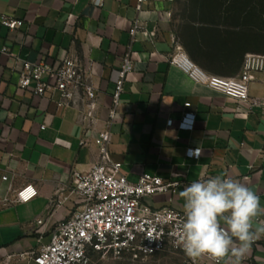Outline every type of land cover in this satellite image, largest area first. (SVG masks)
Wrapping results in <instances>:
<instances>
[{"label": "crops", "instance_id": "0c3cea01", "mask_svg": "<svg viewBox=\"0 0 264 264\" xmlns=\"http://www.w3.org/2000/svg\"><path fill=\"white\" fill-rule=\"evenodd\" d=\"M187 9L195 14L180 20L177 1L0 0V15L23 21L15 30L0 22V50L8 47L14 54L0 51V196H8L10 186L38 189L28 202L0 204V264H35L31 253L48 244L54 229L80 206L69 187L72 171L89 169L99 157L97 132L86 135L89 145L81 144L79 112L58 107V91L41 96L18 85L22 61L58 65L77 56L99 92L96 130H101L109 119L120 64L131 52L134 69L111 125V155L130 181L147 172L179 182L145 202L153 209L183 212L179 193L197 179L220 175L245 183L264 206L262 108L196 83L169 62L181 48L209 74L238 76L248 54L264 55L257 19L243 17L246 8L239 1L187 2ZM136 20L142 27L133 39ZM250 93L264 96V72L250 84ZM187 111L196 113L194 127L180 129ZM189 148H201L200 155L188 156ZM40 217L43 224L35 226ZM241 264H264V237Z\"/></svg>", "mask_w": 264, "mask_h": 264}, {"label": "built area", "instance_id": "2783aa9c", "mask_svg": "<svg viewBox=\"0 0 264 264\" xmlns=\"http://www.w3.org/2000/svg\"><path fill=\"white\" fill-rule=\"evenodd\" d=\"M143 1L138 0L139 4ZM94 2L101 4L103 0ZM72 18L71 15L70 20ZM0 22L11 30L23 24L22 20L6 14L0 15ZM141 27L140 21L136 20L130 29L133 39ZM0 51L14 56L8 47H2ZM169 62L178 66L196 83L207 85L250 108L261 107L264 115V103L250 93V84L257 79L258 74L264 72V55L248 54L242 72L232 77L205 72L181 48L169 57ZM133 69L131 52H127L115 81L109 119L103 129L96 130L100 121L99 92L90 80L88 69L77 56L70 55L58 65L45 61L21 62L18 85L23 89L30 88L41 96L48 91H58V107H75L79 112L78 122L85 134L81 144L89 145L86 135L96 131L94 143L99 149L98 160L89 169L72 171L69 187L80 198V206L67 221L54 229L48 244L41 245L31 253L35 264H91L97 255L128 254L139 259L167 251L180 253L184 258L183 264H193L182 247L176 244V238L170 235L184 219V212L167 207L153 209L145 202L147 197L171 191L179 186V182L167 181L147 172L141 173L136 181H130L122 172V163L113 159L109 149L111 125L121 107V95ZM190 106V103L185 104L187 108ZM195 120L196 113L187 111L178 127L192 129ZM168 125H174V121L170 119ZM190 149L192 155L189 154ZM196 149H199V153H195ZM200 153L201 148L187 150L190 157H198ZM8 179V175L2 176L3 181ZM7 192L8 196H0V204L5 206L28 202L38 195V189L32 184L18 189L10 186ZM43 222L44 217L37 218L35 226ZM35 231L40 232L38 228ZM208 262L211 261L202 258L196 264Z\"/></svg>", "mask_w": 264, "mask_h": 264}, {"label": "clouds", "instance_id": "9594fccd", "mask_svg": "<svg viewBox=\"0 0 264 264\" xmlns=\"http://www.w3.org/2000/svg\"><path fill=\"white\" fill-rule=\"evenodd\" d=\"M179 196L185 201L184 219L170 235L193 264L202 258L212 264H241L253 243L264 237V219L258 220L264 217V206L258 194L238 179L220 175L197 179Z\"/></svg>", "mask_w": 264, "mask_h": 264}, {"label": "rangeland", "instance_id": "374dc122", "mask_svg": "<svg viewBox=\"0 0 264 264\" xmlns=\"http://www.w3.org/2000/svg\"><path fill=\"white\" fill-rule=\"evenodd\" d=\"M210 0H177L176 17L180 20L192 17L195 11L187 9V2H201ZM220 2L239 1L245 5L242 12L243 17L256 20L257 25L264 28V0H215ZM249 13L251 16L249 17ZM245 14V15H244ZM256 15V16H255ZM260 16V18H259ZM264 48V47H263ZM264 103V96L259 97ZM183 256L180 253L167 251L160 252L149 257L135 259L131 255L125 254L122 256L114 255H97L94 257L91 264H183Z\"/></svg>", "mask_w": 264, "mask_h": 264}, {"label": "trees", "instance_id": "16d2710c", "mask_svg": "<svg viewBox=\"0 0 264 264\" xmlns=\"http://www.w3.org/2000/svg\"><path fill=\"white\" fill-rule=\"evenodd\" d=\"M210 1H215V0H210ZM259 18H260V16H259ZM256 28H257V39L259 40V43L264 44V28H262L261 25H257Z\"/></svg>", "mask_w": 264, "mask_h": 264}]
</instances>
